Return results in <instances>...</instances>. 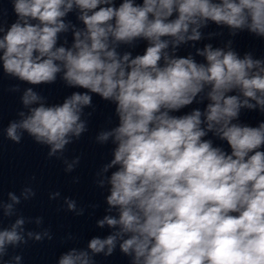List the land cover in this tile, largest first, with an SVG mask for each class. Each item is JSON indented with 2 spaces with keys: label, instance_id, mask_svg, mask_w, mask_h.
<instances>
[{
  "label": "clouds",
  "instance_id": "9594fccd",
  "mask_svg": "<svg viewBox=\"0 0 264 264\" xmlns=\"http://www.w3.org/2000/svg\"><path fill=\"white\" fill-rule=\"evenodd\" d=\"M17 19L7 28L0 10V67L28 85H51L59 78L73 91L49 104L33 87L24 88V110L4 134L20 143L25 134L62 160L88 131L93 94L114 105L115 126L95 136L113 145L112 158L97 171L106 189V214L87 248L73 247L57 264H95L117 247L130 264H264V120L241 121L244 111L264 114V58L241 55L233 40L223 47L205 43L223 32L264 39V0H11ZM75 13L80 25L68 20ZM71 33L68 46L62 34ZM144 51L133 55L138 42ZM183 46L195 55H178ZM196 57H201L198 61ZM21 92L19 85L10 89ZM197 104L201 107L183 111ZM219 141L220 143H216ZM227 145V147H225ZM21 195L0 199V262L8 249L29 240L51 239L47 229L26 231L17 216ZM60 195L53 193L52 199ZM67 209L83 215L75 200ZM17 216L8 227L3 218ZM37 225L43 220L37 217Z\"/></svg>",
  "mask_w": 264,
  "mask_h": 264
}]
</instances>
